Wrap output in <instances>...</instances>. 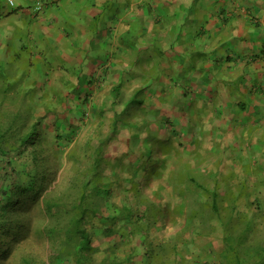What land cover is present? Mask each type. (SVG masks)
<instances>
[{"label": "rangeland", "instance_id": "374dc122", "mask_svg": "<svg viewBox=\"0 0 264 264\" xmlns=\"http://www.w3.org/2000/svg\"><path fill=\"white\" fill-rule=\"evenodd\" d=\"M114 83L91 95L3 93L0 87V151H6L0 152V222L7 223L6 215L28 226L6 243L11 251L2 254L0 264H24V258L62 264L53 257L66 234L50 229L60 228L58 223H66L67 217L61 211L58 216L57 208L52 213L44 209L41 201L50 198L66 208L81 194L87 207L99 211L86 215L84 227L94 248L85 264H223L224 255L230 256L228 264L240 263L235 253L226 251L223 226L210 208L211 199L207 193L192 194L186 174L235 197L233 204L249 226V249L258 239L253 236H262L255 229L264 226V166L257 165L251 151L247 156H228L221 140L211 138L210 126L186 125L183 110L180 115L177 111L184 117L180 125L166 127L160 117L166 111H152L147 89L135 101L136 89L128 86L130 82L117 87ZM36 97L43 98V104L34 102ZM169 133L171 137L162 140ZM41 177L45 179L41 204H27L23 211L20 196L15 212L6 202L1 209L5 195L28 182L37 185ZM251 248L252 257L264 255L258 244ZM9 251L11 260L4 262ZM75 262L73 256L64 264ZM252 262L257 264L259 258Z\"/></svg>", "mask_w": 264, "mask_h": 264}, {"label": "crops", "instance_id": "0c3cea01", "mask_svg": "<svg viewBox=\"0 0 264 264\" xmlns=\"http://www.w3.org/2000/svg\"><path fill=\"white\" fill-rule=\"evenodd\" d=\"M0 78L39 95L130 82L166 127L183 110L264 166V0H0Z\"/></svg>", "mask_w": 264, "mask_h": 264}, {"label": "trees", "instance_id": "16d2710c", "mask_svg": "<svg viewBox=\"0 0 264 264\" xmlns=\"http://www.w3.org/2000/svg\"><path fill=\"white\" fill-rule=\"evenodd\" d=\"M27 142V140H26ZM3 150V149H0ZM1 153H6V151H0ZM11 163V162H10ZM12 164V163H11ZM22 167H20L21 170ZM17 171V170H16ZM20 173V171H19ZM188 178L189 187L192 194L197 193H207L206 196H209L211 199V210L215 214V217L218 218V220L221 222L224 230V242L227 246V252L232 251V253H235L237 260L240 263L237 264H253L252 259L259 258V262L257 264H264V255L263 252L260 254H255V257H252L253 255L250 253L251 247L254 244H258L260 248L264 251V226L260 228L261 226H258L255 230H259L262 233V236H253L258 237L254 238L255 240H252V244L249 245V249L246 248L249 243V234L246 233L249 231V226L243 221V218L241 217L242 212L239 210L238 206H236V202L233 204V199L235 197H229L227 195H223L220 193L218 189H210L205 184L199 181V179L196 177L193 173H187L186 177ZM44 177H41L37 179V185L34 183H26L24 185H19L16 187L11 195H5L6 199L1 204V209L5 208L6 203H8L11 211H16V202H19L18 197L22 196L23 199L21 200V209L24 211L26 209L27 204H41L43 205L44 209H47L49 212H53L55 208H57V215L61 216L62 214L59 213V211L63 212V214L66 215L67 221L66 223H58V227H54L50 229L54 234L60 232H64L66 236L61 238L62 242H59L60 248L58 249V253L56 256H54V259H61L62 264H64L65 259L70 257L72 258L74 256L75 263L73 264H85L84 262L87 261V253L89 249L94 248L92 247V238L90 234H88L87 228L84 227L86 215L88 211H91L93 214L97 215L99 213L98 209L89 208L87 207L85 200L86 197L84 194H81L78 196L77 200L73 202L71 206H67L66 208H63V205H60L57 202H52L50 198H43L40 202V194L42 190V185L44 183ZM36 186V187H35ZM3 190V194L6 193V190L1 186ZM95 189H99L97 186ZM175 190V189H173ZM185 191L182 193L184 194ZM79 194V193H78ZM233 194V193H232ZM26 195H29L28 198H26ZM231 196V195H230ZM236 200V199H235ZM230 201L229 207L226 205H223V202ZM6 202V203H5ZM209 205L206 203V206ZM184 207V205H182ZM180 207V209H182ZM63 208V209H62ZM129 210V208H127ZM132 212V210H129ZM198 211L195 212V214ZM200 212V211H199ZM225 213L226 215H224ZM240 214V215H239ZM99 215V214H98ZM122 216H125L124 214H121ZM127 215V214H126ZM243 215V214H242ZM240 216V217H239ZM5 219H7V223H1L0 222V258L2 254L7 252V250H10V245H7L8 241H11V239L16 238L20 236L22 233H20L22 230H26L28 228L27 225H22L15 219L4 216ZM1 219V218H0ZM30 223V221H29ZM20 224V225H17ZM238 227V228H237ZM251 229V227H250ZM254 230H250V232H253ZM200 232H197L196 234H199ZM201 234V233H200ZM238 235V236H233ZM53 238V237H52ZM54 245L57 246V239H54ZM7 243V244H6ZM230 250H229V249ZM97 250V249H96ZM11 251V250H10ZM9 251V254L6 256L4 262H7L11 260L12 252ZM177 252V251H176ZM178 254V253H177ZM230 257V256H229ZM228 256H223V264H228ZM24 264H37L33 259L24 258L23 259ZM105 261V260H104ZM103 261V262H104ZM3 262V263H4ZM5 264V263H4ZM43 264H45L43 262ZM52 264V261L51 263ZM61 264V263H60ZM71 264V263H70ZM116 264V263H114Z\"/></svg>", "mask_w": 264, "mask_h": 264}, {"label": "built area", "instance_id": "2783aa9c", "mask_svg": "<svg viewBox=\"0 0 264 264\" xmlns=\"http://www.w3.org/2000/svg\"><path fill=\"white\" fill-rule=\"evenodd\" d=\"M42 4H38L37 6H36V10H41L42 9Z\"/></svg>", "mask_w": 264, "mask_h": 264}]
</instances>
